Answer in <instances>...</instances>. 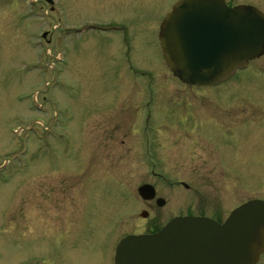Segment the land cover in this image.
Here are the masks:
<instances>
[{"label":"rangeland","instance_id":"obj_1","mask_svg":"<svg viewBox=\"0 0 264 264\" xmlns=\"http://www.w3.org/2000/svg\"><path fill=\"white\" fill-rule=\"evenodd\" d=\"M175 1L55 0L54 13L44 6L45 18L37 10L29 18L30 0H0V264H113L122 237L186 209L180 187L157 182L166 204L144 220L136 191L156 183L141 153L147 110L169 153L161 170L195 185L203 155L212 152L206 140L196 149L201 157L183 148L191 128L180 118L187 110H213L210 97L221 92L183 83L168 69L158 33ZM86 20L135 23L129 27L135 71L118 36L72 34ZM44 31L49 40L39 45L36 34ZM256 63L264 64V55ZM241 74L257 86L244 84L225 98H264V74ZM166 134L175 146H165ZM220 176L218 188L207 186L227 193L221 170Z\"/></svg>","mask_w":264,"mask_h":264},{"label":"water","instance_id":"obj_2","mask_svg":"<svg viewBox=\"0 0 264 264\" xmlns=\"http://www.w3.org/2000/svg\"><path fill=\"white\" fill-rule=\"evenodd\" d=\"M164 58L185 82L217 85L264 53V13L224 0H180L159 33ZM150 185L138 190L153 198ZM160 205L163 201L159 202ZM264 252V201L252 200L224 224L180 216L157 233L127 235L115 264H254Z\"/></svg>","mask_w":264,"mask_h":264},{"label":"flooded vegetation","instance_id":"obj_3","mask_svg":"<svg viewBox=\"0 0 264 264\" xmlns=\"http://www.w3.org/2000/svg\"><path fill=\"white\" fill-rule=\"evenodd\" d=\"M40 1L43 2V6L38 3V0H30L32 12L30 14L25 13L26 16L31 18L33 16V12L37 10L38 14H36V17L40 16L45 18L46 14L44 10L46 9L44 6L49 8L53 13L55 12V0ZM177 1L172 4L171 10ZM224 1L228 7L244 5L257 6L247 2V0ZM257 8L264 12V5L257 6ZM57 14L59 15V13ZM165 16L159 24V33ZM134 24L130 22L127 25L124 24V26L116 21L103 22L98 20H86L80 27L74 24L72 34L75 35L77 33L89 32L92 33L95 38L102 37L103 35L106 36L108 34L115 37L118 36L121 38L120 43L122 48L125 50L126 57L129 59L128 65L135 71V65L132 63L130 56V50L133 49L134 41H132V38L130 39L129 36V27ZM136 29L140 34L141 29L136 28L135 25L133 31ZM46 34L47 31L42 32L40 36L37 34V37L39 38V45H44V43L48 42L49 39L46 38ZM133 40H136L135 37H133ZM261 57L250 61L246 69L239 70L238 72L253 71L256 76L255 78H258L257 76L260 75L262 76L264 74V64L256 63V61ZM143 75L147 76V73H144ZM240 76H242V74ZM232 78L223 82L224 84L229 82L228 84L221 85L223 84L221 83L216 86L194 85L186 83L179 78V80L183 83L199 86L200 88L203 87L209 91L216 90L221 92L216 95H211L210 97L213 102H216L213 110L204 108L198 109L196 112L187 110L186 116L182 120L180 118V121H182L188 129L191 128V131H188L190 135H186L188 141L186 138L187 142L184 141L183 148L190 149L192 152L196 151L201 157L199 150L196 149L202 145L201 140H206V144L209 145L208 149L212 151H208V154L203 155L204 166L203 169H199L195 172L198 174L195 185L186 179L177 180L173 173L161 170V166L169 163L170 158L167 149L161 146L162 139H160L158 134L156 135V133H154V130L157 131L155 128L156 126L154 125L156 115L151 114L153 112L151 109L147 110L148 114L146 116H142L141 132L143 135V149L141 153L145 163L150 166L147 175L156 183L144 182L137 187V199H139L140 203H142L146 208L143 209L141 217L144 220H148L151 214H154L155 206L163 207L166 204V199L159 194L161 189L158 185H156L157 182L166 183V188L168 189H178L180 187L183 192L181 198L182 207L186 208L180 213L169 217L162 225H159L158 223L146 222L145 231L143 233L151 234L158 232L171 219L177 216L207 217L214 220L218 224H224L232 213L248 202L255 199L264 201V98H262V96L257 97L246 93L239 94L235 96L234 99V95L230 98H225L224 94L226 92H230V94H232L234 91L240 89L244 84L250 83V85L253 84L254 86H257V84L252 82L253 79H250L252 77H241L230 83ZM153 88L152 82L148 80L146 83V90L149 93L147 103L151 107L156 105L155 96L152 95V93L154 94ZM262 94H264V88L262 90ZM209 96L210 95H207V98ZM163 114L166 118H168L171 116V111H165ZM253 132H257V135H253ZM165 139V146H169V143L171 146H175V143L171 140L172 138L169 137L168 134H166ZM168 149L171 150L172 148ZM183 158L189 159L191 157ZM220 170L222 171L224 184L226 185L225 187H227V193L221 190L216 191V189L207 186L209 185L208 183L215 182L216 188H218L217 182L220 181L221 177ZM144 184H148L154 188V198L145 199L140 196L138 188ZM205 188H211V190L207 191ZM152 190L153 189H151V192ZM161 201H163V205L159 204ZM263 257L264 254L259 257L255 264H261Z\"/></svg>","mask_w":264,"mask_h":264},{"label":"bare ground","instance_id":"obj_4","mask_svg":"<svg viewBox=\"0 0 264 264\" xmlns=\"http://www.w3.org/2000/svg\"><path fill=\"white\" fill-rule=\"evenodd\" d=\"M240 73H243V72H237V74L230 80V83L232 82V81H236V80H238L239 78H241V77H239L241 74ZM229 82H227V83H223V84H221V85H226V84H228Z\"/></svg>","mask_w":264,"mask_h":264}]
</instances>
